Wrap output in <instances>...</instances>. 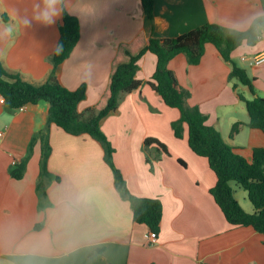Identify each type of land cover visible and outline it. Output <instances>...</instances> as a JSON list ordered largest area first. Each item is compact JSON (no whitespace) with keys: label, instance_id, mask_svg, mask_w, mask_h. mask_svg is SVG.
Segmentation results:
<instances>
[{"label":"crops","instance_id":"crops-1","mask_svg":"<svg viewBox=\"0 0 264 264\" xmlns=\"http://www.w3.org/2000/svg\"><path fill=\"white\" fill-rule=\"evenodd\" d=\"M33 3L0 0V63L39 86L52 71L50 59L63 15L51 27L36 22L25 27ZM65 11L78 18L81 37L62 66L60 82L69 90L87 86L79 106L84 112L100 106L121 47L138 38L146 42L151 35L178 37L205 24L236 30L256 12H264V0H155L152 24L140 0H69ZM7 26L12 35L5 33ZM263 52L264 36H259L255 46L243 44L232 54L261 97L264 64L254 66L242 58ZM156 63L151 53L140 60L137 77L143 85L122 97L118 112L103 122L102 131L115 150L114 164L130 194L162 202L157 243L146 239L151 231L147 226L135 223L130 199L116 188L104 150L90 136H72L52 124L50 177L40 182L42 145L37 142L31 153L29 147L45 128L50 106L41 102L10 111L0 95V264H25L37 246L48 249L36 257L37 264H264V235L252 227L228 224L211 194L217 177L208 160L190 149L187 125L183 139L176 138L172 123L180 112L167 107L147 84ZM169 68L190 92L188 104L198 107L207 124L251 162L254 149L264 148V133L248 126L249 114L239 94L254 96L238 80L230 82L231 64L208 44L198 65H189L181 54ZM238 122L244 126L231 137ZM148 138L164 144L168 154L155 145L147 147ZM24 159V177L16 180L11 170ZM233 187L242 208L253 213L247 192Z\"/></svg>","mask_w":264,"mask_h":264},{"label":"trees","instance_id":"trees-1","mask_svg":"<svg viewBox=\"0 0 264 264\" xmlns=\"http://www.w3.org/2000/svg\"><path fill=\"white\" fill-rule=\"evenodd\" d=\"M140 1L146 17L152 24L155 0ZM59 31L58 44L63 45V51L59 55H52V71L44 84L37 86L27 82L0 63V95L5 99L8 110L16 111L41 102L50 106L45 128L37 133L29 147L31 153L37 142L42 145L40 182L50 177L47 165L51 154L49 138L52 124L72 136L88 135L102 146L104 160L114 172L116 188L132 203L135 223L145 225L156 233L160 232L162 202L156 198H137L130 194L121 171L114 164L115 150L102 131L103 122L118 112L122 97L143 85L137 77L139 62L147 53H151L156 56L157 63L155 72L147 84L167 107L180 112V119L172 123L176 138L183 139L184 126L187 125L190 149L197 156L208 160L217 177L211 194L226 221L233 227H252L264 235V148L254 149L251 162L237 153L234 147L225 142L216 128L207 124V116L198 107L188 104L190 92L180 86L175 73L169 68L170 62L181 54L186 56L189 65H198L205 54L206 46L214 45L224 61L232 66L230 82L238 80L254 96L253 99H247L239 94V99L245 104L249 114L248 126L264 133V97L256 94L254 80L232 58V54L243 44L255 46L259 42V36L255 35L251 28L247 31H236L218 24H205L178 37L160 39L151 35L146 42L138 38L132 45L123 46L118 51L100 106L84 112L79 106L86 99L87 86L69 90L60 82L62 66L80 41L81 27L78 18L64 11ZM234 89L237 87L234 86ZM243 126L241 122L235 123L231 137H235ZM145 145H155L158 150L168 154L167 147L156 139H146ZM26 164L24 159L22 163L14 166L11 170L12 178L23 179ZM232 183H237L247 192L254 207L253 213H248L242 208L236 199ZM39 189H42L41 183ZM42 197H46L44 188Z\"/></svg>","mask_w":264,"mask_h":264},{"label":"clouds","instance_id":"clouds-1","mask_svg":"<svg viewBox=\"0 0 264 264\" xmlns=\"http://www.w3.org/2000/svg\"><path fill=\"white\" fill-rule=\"evenodd\" d=\"M69 6V0H39L33 3V14L30 18L24 19V26L31 27L33 22L41 24L45 27L53 26L63 15L66 8ZM251 28L253 33L258 36H264V12H256L248 18L243 24L236 26L237 31H243ZM5 33L12 35L13 29L7 26L4 29ZM63 51V45H56L54 53L59 55ZM48 252L47 247H35L30 250V255L26 259L25 264H37L36 257L44 256Z\"/></svg>","mask_w":264,"mask_h":264},{"label":"built area","instance_id":"built-area-1","mask_svg":"<svg viewBox=\"0 0 264 264\" xmlns=\"http://www.w3.org/2000/svg\"><path fill=\"white\" fill-rule=\"evenodd\" d=\"M250 60L251 63L254 66H260L262 64H264V52L257 54L256 56L248 59L247 57H243L242 61H248ZM2 103H5V99L2 98L1 99ZM23 109V108H21ZM4 136V130L0 127V138H2ZM146 239L151 243V244H155L157 243L158 240V233L154 232V231H150L147 235H146Z\"/></svg>","mask_w":264,"mask_h":264},{"label":"rangeland","instance_id":"rangeland-1","mask_svg":"<svg viewBox=\"0 0 264 264\" xmlns=\"http://www.w3.org/2000/svg\"><path fill=\"white\" fill-rule=\"evenodd\" d=\"M235 81H237V80H235ZM233 184V186H238V191L239 192H246L244 189H242L237 183H232ZM239 198H240V196H239ZM249 201V200H248ZM251 204V203H250Z\"/></svg>","mask_w":264,"mask_h":264}]
</instances>
